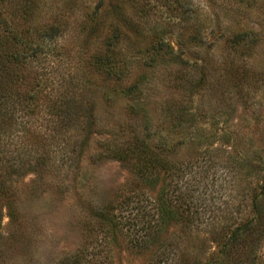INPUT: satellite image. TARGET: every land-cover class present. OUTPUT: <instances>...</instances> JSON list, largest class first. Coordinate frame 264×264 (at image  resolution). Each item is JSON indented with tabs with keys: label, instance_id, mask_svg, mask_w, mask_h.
Wrapping results in <instances>:
<instances>
[{
	"label": "trees",
	"instance_id": "16d2710c",
	"mask_svg": "<svg viewBox=\"0 0 264 264\" xmlns=\"http://www.w3.org/2000/svg\"><path fill=\"white\" fill-rule=\"evenodd\" d=\"M224 1L229 22L209 28L187 0H96L83 12L80 31L100 40L82 82L87 87L92 73L98 86L112 83L104 94L119 90L132 119L124 139L90 161L115 158L134 177L86 214L83 243L56 264H120L123 251L144 255L142 264H264V116L251 117L254 132L226 112L233 104L261 110L264 67L252 58L264 49V4ZM41 2L0 0V264L9 262L5 242L27 232L21 178L59 177L80 161L83 136L96 125L90 105L76 99L85 89L80 76L49 75L50 51L67 24ZM253 8L257 28L242 21ZM171 68L180 95L163 107L165 133L153 131L145 91Z\"/></svg>",
	"mask_w": 264,
	"mask_h": 264
},
{
	"label": "rangeland",
	"instance_id": "374dc122",
	"mask_svg": "<svg viewBox=\"0 0 264 264\" xmlns=\"http://www.w3.org/2000/svg\"><path fill=\"white\" fill-rule=\"evenodd\" d=\"M32 2L37 0H31ZM193 6H199L198 13L206 22L209 28L218 19L221 24L229 22L232 13H228L224 0H187ZM232 1V0H230ZM96 0H42L41 4H48L57 8L66 19V28L62 36L58 38L57 49L50 51L51 57L47 69L52 80L59 77L67 79L71 75L80 76L81 82L85 80L82 71L85 70L84 61L98 45L99 35L95 33L87 36L77 26L84 11L92 7ZM178 6V2H173ZM255 4H264L257 1ZM229 14V15H228ZM257 11L253 8L249 13H244L242 21L254 25L257 28ZM226 16V17H225ZM105 27H99L104 30ZM224 28V27H223ZM208 30V29H207ZM208 32V31H207ZM169 40L174 48L177 44V34H168ZM221 42H218L219 45ZM129 45V44H127ZM264 47V42L262 44ZM216 52L219 54L221 48L218 46ZM254 63L262 69L264 67V49L258 51L252 58ZM175 70L172 68L160 78L152 80L146 88L147 91L144 105L152 117V130L165 133L163 124V107L167 98H176L180 95L173 80ZM91 80L85 87L82 94L76 99L80 102H87L90 105L92 116L96 125L89 135H84L85 149L81 158L75 161L74 166L64 168L56 178H49L47 182H33L34 176L25 174L19 183L18 205L27 221L26 234L20 236V242H5V258L9 259L8 264H56L60 258L75 252L83 243L84 230L81 221L90 210H95L108 201L115 198L117 189L132 180L133 173L129 165L121 164L115 158H101L90 161V158L102 150L104 146L124 139L129 131L130 117L126 113L129 100L119 90L109 91L112 83L98 86L99 77L90 73ZM187 75V74H186ZM180 82L185 76L179 74ZM218 83V82H217ZM220 83V82H219ZM182 84V83H180ZM222 87V86H221ZM204 96L207 101L212 89L209 87ZM218 92L220 87L217 88ZM194 91V90H193ZM104 94V95H103ZM262 95V107L259 112L243 109L241 106L231 105L226 110L229 118H242L243 129L254 131L251 125V117L255 115L264 116V91ZM195 97V96H194ZM181 98V97H179ZM183 98V97H182ZM236 107V110L232 108ZM128 120V121H127ZM132 123V119H130ZM237 122V121H236ZM87 138V139H86ZM3 231L8 228L7 217L3 218ZM264 251V247H263ZM120 264H142L144 255H134L123 251L119 256Z\"/></svg>",
	"mask_w": 264,
	"mask_h": 264
}]
</instances>
